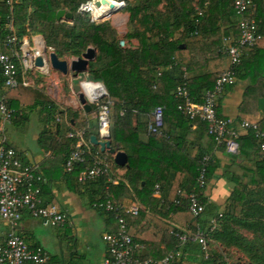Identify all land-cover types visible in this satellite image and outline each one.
Segmentation results:
<instances>
[{
  "label": "trees",
  "instance_id": "16d2710c",
  "mask_svg": "<svg viewBox=\"0 0 264 264\" xmlns=\"http://www.w3.org/2000/svg\"><path fill=\"white\" fill-rule=\"evenodd\" d=\"M86 1L88 0H13L12 20L18 39L32 34L41 35L47 51L56 54L59 59H78L88 48L95 50L96 59L88 67V75L91 77L89 83L103 86L106 96L90 107L97 113L101 105L110 104L111 141H118L115 128L117 132V128L120 127L121 130V127L126 126L124 123L131 114L136 113L141 118L148 117L145 124L132 128L139 133L138 136L145 135L146 139L139 142L140 137L137 136L136 141L130 144L132 153L128 154L124 176L126 182L118 186L126 192H132L134 199L142 206L138 216H125L133 242L146 246L140 252V257L157 261L173 255V260L168 264H185L191 259L196 260L193 264H232L230 254L234 253L244 260L240 264H264V154L259 151L252 131L240 135L238 143L240 153L247 160L253 161L255 167L253 170L238 166L225 168L224 172L231 174V179L228 180L234 182L235 186L221 214H209V207H205L204 203L206 186L197 184V169L204 155L211 157L206 184L217 178V163L213 158L215 143L208 135L204 122L193 121L201 129L204 128L202 135L205 134L211 140V145L206 149L201 148V152L191 158L185 152V155H180L179 163L175 161L174 167L179 164L180 168L175 169L178 178L174 176L176 186L172 188L173 197L167 204H161L153 198V194L155 186L159 185V189H163V184L168 183L166 179L170 176H167L168 169L162 175L161 169L157 168L173 164L167 163L161 156L152 158L148 155L152 150L164 153L180 150L181 141L184 139L182 128L190 129L192 121L177 110L183 101L175 98L176 90L185 85L192 101L200 103L204 95L202 92L213 88L223 68V56L220 54L222 37L229 30L234 34L238 32L239 18L233 9L234 0H119L124 4L122 9L128 14L129 28L133 27V30L122 37L108 21L96 24L91 22L88 14H78V7ZM59 10L72 13L73 20L57 21L56 13ZM8 14L9 7L0 3L2 41L7 33L1 28ZM247 16L255 21L258 32L264 36V0H252ZM120 41L126 47L122 48ZM131 41L137 42L135 48H132ZM252 49L245 51L250 52ZM248 59H242L236 75ZM175 64L179 66V75L172 78L166 69ZM183 68H186L187 73L185 79L182 76ZM84 92L90 93L86 88ZM34 102L28 108H39L42 114H46L47 125H52L60 140V143L54 142L55 147L60 149L66 160L75 143L74 140L64 137L69 131L70 121L66 120L64 113L52 101L44 99L36 101L37 104ZM243 105L241 112L248 111V102L244 101ZM158 106L164 108L161 134L168 136V139H161L160 142L157 138H161V134L151 135L147 130L151 122L150 114ZM120 112L125 117H121ZM56 116L59 118L58 122L55 120ZM172 121H175L174 128L182 134L178 138L172 135ZM230 126L236 129L233 125ZM257 126L264 132V117ZM141 130L145 132L143 135L139 132ZM92 149V153L99 152L94 146ZM100 154L106 158L111 169L113 166L120 169L114 164L110 154ZM65 160L62 161L63 169ZM71 175L80 187L100 192V198L96 201L93 198L91 203L105 200L107 190L101 183L105 181V177L82 185L77 182L76 173ZM179 191L182 194H196L204 205V212L200 217L194 218L188 213V204L183 199L180 206L173 204L179 198ZM143 207L151 208L162 218L171 215L177 226L158 220L155 225L160 233L149 232L147 228L146 231H137V227L146 217ZM211 218L216 221L212 232L208 224ZM198 227L208 235L209 248L211 247L206 260L198 244L189 239L197 232ZM242 230L250 236L244 235ZM180 236H185L186 239L180 240ZM157 238L167 242L164 249L154 247L158 244ZM227 258L229 262L226 261Z\"/></svg>",
  "mask_w": 264,
  "mask_h": 264
},
{
  "label": "crops",
  "instance_id": "0c3cea01",
  "mask_svg": "<svg viewBox=\"0 0 264 264\" xmlns=\"http://www.w3.org/2000/svg\"><path fill=\"white\" fill-rule=\"evenodd\" d=\"M110 25L112 26L111 23ZM116 32L119 35L117 30ZM226 33L227 34L222 37V43L223 39L228 36H238V32L234 34V32L231 30ZM35 36L41 38L44 41L41 35H30V37ZM131 43L133 44L132 48L137 46L136 41H131ZM256 46L257 47H253L250 52L245 51L243 59H249L239 68V72L236 75L234 84L225 89L221 99L218 101L219 103L217 104V115H219V119L228 121L236 128L235 130L240 132V135L245 133L242 132L240 128V124L242 122L257 124L264 117V36H262L261 41ZM2 50V40L0 38V51ZM50 53L52 52L48 51L45 53L47 59ZM221 55L223 56V68L220 72L225 70L228 66L227 57L223 54ZM59 60L66 61V59ZM73 60L76 59L72 58V61ZM201 67H203V64H201ZM48 68V76H44L38 72H35L34 76H29V87H23L20 85L18 88L13 90L5 89L0 73V98H4L7 104L10 102L9 108L13 109L17 113L13 122L10 125L5 126L3 134L6 135L8 133L9 127L21 129L24 136L18 132L16 142H13L11 139L6 137L7 141L15 151L18 159H20L24 164L37 166L38 170L43 176L44 183L41 186L42 204L45 206L55 207L67 214V223L63 227L57 228V230L61 231V235L66 238L67 232L70 231V229H73L75 234L73 233L70 236L71 239H75V243L80 241V247L82 248V245H85L86 251L92 253L93 255L91 261L87 264H103V260L106 255V246L102 240L103 235L115 233L117 231V223L114 219H112L113 217L111 218L101 209H96L93 207L95 203H91V200L95 198L96 201L100 198L101 194L99 191L96 189L93 190L91 188L85 189L80 187L76 183L73 175H67L65 173L62 163V161L65 160L64 155L61 153L59 148L55 147L54 144L55 141H59L60 143V140L56 135L52 125H47L48 123L46 114H42L39 108L31 110L28 108V106L33 104L34 101L35 104H37L36 101H41L44 99L52 101L64 113L66 120L70 121L69 131L65 133L64 137L69 138L68 135L72 132H83L86 143L89 145H87V147L90 150H93L92 146L94 145L90 141V138L96 137L98 140H101L98 130L97 113L95 110L92 111L91 107L90 111L88 112L84 110L78 101L77 95L74 92V86L77 85H81V90L83 92L82 85L87 84L91 77L88 75V68L84 73L78 74L68 71L66 75H63L62 73L51 68L49 59ZM185 69L186 68L182 69L183 77L187 74ZM158 70L159 73H162L160 69ZM166 70L169 71V73L172 75V78H175L179 75V66L176 64L172 67H168ZM21 76L20 83L23 81ZM75 80H78L79 82L74 84ZM52 88H54L56 91H52ZM206 91L204 90V92ZM203 94L204 93L202 92V95ZM84 95L86 96L85 93ZM244 101L248 102L249 108H247L248 111H242V113L240 109L242 106H244ZM87 102L89 103V106H91L88 98ZM152 112L150 114V118H152ZM247 112L248 114H246ZM123 114L124 113L120 112L121 117L124 116ZM146 118L148 119L147 116L144 118L137 117L136 113H133L124 123L127 124L126 126L121 127V130L120 127L117 128L119 129L117 132L115 128V134L117 135L119 142L111 141L113 148H115L117 151L124 152L127 156L128 154L130 155L132 153V146L130 144L136 141L139 134L133 129L137 128L139 125L145 124ZM55 120L57 122L59 121L58 116L55 117ZM193 121H198V119ZM193 121L190 124V129H187V127L182 128L181 132L184 135V139L181 141L180 150L177 149L174 150V152L166 151L165 153L159 150H152L151 153L148 154L152 158L161 156L163 160L165 159L167 161V163L173 164L172 166L161 165V167L157 168V170L161 169L160 172H162V175L164 174V170L168 169L169 174H167V176L170 175L169 178L166 179L168 183L163 184V189H160L158 193L154 192L153 194V198L159 200L161 204H167V202H169L173 197L172 188L174 189L176 186L174 183V176L178 178V172H176L175 169L180 168L179 164H176V167H174V165L175 161L177 163H179V160L181 161L180 155H185L187 153L191 158L201 152V148L206 149L209 145H211V140L205 134L204 136L202 135L204 128H202V130L197 125L198 123ZM174 126L175 121H172V135L178 138L179 135L182 134H179V131L176 130ZM25 127L28 128V131H32V136L30 139H32L33 145L35 146L33 148H28L25 144L27 136V129H25ZM23 129L25 131H23ZM201 130L202 133L200 132ZM139 132L142 133V135L145 133L142 130ZM144 136L145 135L138 136L140 137L139 142L146 139ZM161 139L166 140L168 139V136L161 134V138H157V141L160 142ZM97 149L99 151V148ZM213 158L215 163H217V170L215 172L217 178L209 181L205 185L206 188L204 190L205 207H209V214L211 215L221 214L222 210L226 206L230 194L234 190V182L228 180L231 179V174L224 172L225 168L238 166L253 170L255 167L253 161L247 160L242 155V153H240V150L237 156H233L228 154L222 148H214ZM126 167H119L120 169H118L113 166L110 170V175L105 177L104 182H101L107 190L104 198L109 199L112 202L114 201L118 204H122L123 206H140V203L134 199L135 196L132 192H129V190L126 192L118 187L120 183L126 182L124 179ZM142 167L146 169V167ZM143 184L144 181L141 182V185ZM143 210L145 211L144 214L146 217L144 221H142V223L137 227V231L144 229V231H146L147 228L149 232H159L155 225V222H158V220H162L166 223L177 226V224L173 223L171 215H169L168 218H162L159 214L153 212L151 208L145 209L143 207ZM76 226H80V232ZM47 227L48 226L44 225L42 221L33 219L27 213H24L17 233L26 241L28 245L43 249V244L40 243V238L42 237V234L40 233H49L46 229ZM7 231V225L0 221V243L5 239ZM242 233L244 235L250 236L243 230ZM145 240L150 241V239ZM156 241H158V244L157 246L154 245L155 248H158L159 250L165 248V244L167 243L166 241L159 238H157ZM140 245L143 248L142 251H144L146 246L144 244ZM161 261L162 260H157V262ZM193 261L196 260L191 259L186 261L185 264H193ZM226 261L228 262V259H226ZM50 264L60 263L51 256Z\"/></svg>",
  "mask_w": 264,
  "mask_h": 264
},
{
  "label": "built area",
  "instance_id": "2783aa9c",
  "mask_svg": "<svg viewBox=\"0 0 264 264\" xmlns=\"http://www.w3.org/2000/svg\"><path fill=\"white\" fill-rule=\"evenodd\" d=\"M101 0H88L78 7V14L90 15L93 23H101L109 14L123 7V2L117 1V6L110 9L106 4H100L97 8L95 2ZM115 2V1H111ZM9 7V14L2 26V31L7 34L2 41L3 50L0 51V73L3 85L7 90H13L20 85L29 87V76L38 72L44 76L49 75L48 59L44 53L47 51L44 41L39 37L25 36L18 39L15 34V27L12 20L13 0H0ZM252 6V0H234L233 9L239 18L237 25L238 36L226 37L220 49L221 54L227 57L228 66L215 80L213 88L207 90L200 103H195L190 98L186 86L178 87L175 98L182 100L183 104L177 107L181 114L189 120H200L207 125L208 135L215 143V148H222L228 154L237 156L240 146L238 138L240 132L232 128L230 123L217 117V104L225 89L234 84L236 70L241 65L245 50L253 48L262 39L258 32L255 21L247 16L248 9ZM31 40V41H29ZM123 48V41L119 42ZM42 58L43 66L37 67L35 61ZM22 75V76H21ZM185 75V74H184ZM20 76L22 83H20ZM26 78V79H25ZM186 78V75L183 77ZM103 87V86H102ZM84 88L90 91L84 92ZM83 93L86 94L91 104L97 103L106 96L104 89L100 91V84L87 83L82 85ZM110 104L101 105L97 110V122L100 138L102 134L109 133L111 126ZM16 111L9 108L4 98H0V221L7 225L8 231L5 239L0 243V264H50L49 254L42 248L30 246L17 233L24 213L31 218L40 220L44 225L53 228L63 227L67 221V214L55 207L45 206L41 199V186L44 178L37 166L24 164L18 159L15 151L9 146L6 136L3 134L5 126L10 125L16 117ZM164 108L156 107L152 112L151 122L147 130L151 135H160L163 127ZM242 132L252 131L257 141L259 151L264 154V132L258 129L257 124L242 122ZM68 137L75 141L71 152L64 163L66 174L76 173V180L79 184H88L110 175V166L100 152L92 153L87 147L83 132H72ZM102 140V139H101ZM211 157L204 155L197 169V184L206 185V174ZM159 186H155V193L159 192ZM178 199L174 200L175 206H180L182 199L187 202V211L194 217H200L204 212V205L198 200L196 194H182L178 192ZM110 214L116 221L118 229L115 233L103 235V242L106 248V255L103 264H168L173 260V255L167 256L161 262L152 259H142L140 252L142 246L133 242L129 233V227L125 216L136 217L140 212L139 205L123 206L116 204L109 199L97 202L93 205ZM216 226L215 219L210 220V232ZM199 228V227H198ZM180 236V240H185ZM198 244L204 260L208 254V235L206 232L197 230L189 238Z\"/></svg>",
  "mask_w": 264,
  "mask_h": 264
},
{
  "label": "rangeland",
  "instance_id": "374dc122",
  "mask_svg": "<svg viewBox=\"0 0 264 264\" xmlns=\"http://www.w3.org/2000/svg\"><path fill=\"white\" fill-rule=\"evenodd\" d=\"M115 1L114 3H117L118 0H110ZM123 7H120L117 11L113 12L112 14H109L107 18L104 19V21H108L112 24V26L119 32V36L125 35L127 32L133 30L132 28H129L128 26V14L124 12L122 9ZM90 16V15H89ZM102 21V22H104ZM126 47V44H125ZM67 62L72 61V59H66ZM79 81L75 80L74 84H77ZM54 88H52V91ZM56 91V90H54ZM27 129V136L25 140V144L28 148L35 147L33 145L32 139L30 137L32 136V131H28ZM23 131H25L23 129ZM18 132L22 134L21 129L15 128V127H9L8 133L5 135L8 139H11L13 142H16V138L18 137ZM22 136H24L22 134ZM72 227V226H71ZM78 231L80 232V226H76ZM49 233H40L42 234V237L40 238V243L43 244V249L48 252V254L55 258V260H58L60 264H87L91 261L92 253L86 251V246L82 245L83 247H80V241L75 243V239H71V235L74 233L73 229H70V231L67 232V237L65 238L62 236L61 231L57 230V228H46ZM75 234V233H74ZM75 236V235H73ZM211 247L209 248L208 244V254ZM228 262H229V258ZM230 259L232 260V264H240L243 263V259H241L240 256L231 253Z\"/></svg>",
  "mask_w": 264,
  "mask_h": 264
},
{
  "label": "water",
  "instance_id": "95a60500",
  "mask_svg": "<svg viewBox=\"0 0 264 264\" xmlns=\"http://www.w3.org/2000/svg\"><path fill=\"white\" fill-rule=\"evenodd\" d=\"M100 4H106L110 9L114 7V4H112L110 0H101V2L96 1L95 7L98 8ZM63 18L66 20H73L74 16L72 13H67L65 10H59L56 13V20L60 21ZM44 53H46V50H44ZM95 58L96 52L94 49L91 48H88L80 58L73 60L70 63H67L66 61H60L57 55L54 53H50L48 55L49 64L51 68L55 71L62 73L63 75H66L68 71L78 74L86 72L89 63L93 62ZM35 65L37 67H42V58H37L35 61ZM100 91L104 92V88L102 86ZM74 92L77 95L78 101L82 105L84 110H86L87 112L90 111L89 103L87 102V98L81 90V85L74 86ZM101 139L102 140H98L96 137H91L90 141L95 147L99 148V151L101 153H108L112 155L113 162L116 166L126 167L128 162V156L124 152L117 151L115 148H113L110 140V134H102Z\"/></svg>",
  "mask_w": 264,
  "mask_h": 264
},
{
  "label": "bare ground",
  "instance_id": "6f19581e",
  "mask_svg": "<svg viewBox=\"0 0 264 264\" xmlns=\"http://www.w3.org/2000/svg\"><path fill=\"white\" fill-rule=\"evenodd\" d=\"M112 4H114V6L116 7L117 5L115 3L112 2Z\"/></svg>",
  "mask_w": 264,
  "mask_h": 264
}]
</instances>
